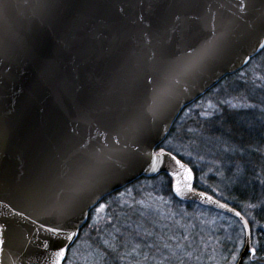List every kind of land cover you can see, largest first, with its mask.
<instances>
[{
  "label": "water",
  "instance_id": "95a60500",
  "mask_svg": "<svg viewBox=\"0 0 264 264\" xmlns=\"http://www.w3.org/2000/svg\"><path fill=\"white\" fill-rule=\"evenodd\" d=\"M243 3L241 9V0H0L5 264L8 257L15 264H54L52 254L61 246L67 249L64 264L100 202L141 178L162 174L171 178L177 200L212 208L241 223L235 215L239 210L196 189L194 169L159 146L187 106L264 49V0ZM213 23L223 33L216 57L172 87L159 110L150 113L154 90L169 84L164 62L178 61L189 46H198ZM134 113L141 117L136 124L130 119ZM161 150L165 165L154 171L150 154ZM97 162H103L99 175L74 195L65 214H51L69 195L65 190L74 186L69 178L86 179ZM36 179L43 195L34 202L21 195L18 185ZM21 210L37 223L10 214ZM40 225L44 228L36 231ZM55 226L64 228L59 237L45 231ZM73 232L71 240L64 238ZM250 247L252 231L251 237L245 234L236 264L253 257Z\"/></svg>",
  "mask_w": 264,
  "mask_h": 264
},
{
  "label": "rangeland",
  "instance_id": "374dc122",
  "mask_svg": "<svg viewBox=\"0 0 264 264\" xmlns=\"http://www.w3.org/2000/svg\"><path fill=\"white\" fill-rule=\"evenodd\" d=\"M247 104L264 105V49L245 68L187 106L163 142L166 150L188 161L198 173V183L215 194L225 196L219 184L232 180L225 177L227 173L233 172L240 183L235 152L245 154L221 138V127L234 122V117L245 132L264 137V107H233ZM227 163L234 166L232 170ZM120 191L92 210L64 264L236 263L245 233L242 224L227 214L177 200L157 178ZM247 214L257 254L244 264H264V225L255 213L247 210ZM221 228L226 231L224 239L214 234Z\"/></svg>",
  "mask_w": 264,
  "mask_h": 264
},
{
  "label": "snow or ice",
  "instance_id": "6c2138e0",
  "mask_svg": "<svg viewBox=\"0 0 264 264\" xmlns=\"http://www.w3.org/2000/svg\"><path fill=\"white\" fill-rule=\"evenodd\" d=\"M6 7V5L4 6ZM241 9L245 7L243 0H241L240 4ZM120 11H123V9H120ZM180 17L177 16L176 20H179ZM222 37L223 33L218 32L215 24L213 23L209 28L208 36H206L198 46L191 47L189 46L188 49H186L183 53V57L178 61H167L164 62L167 64V72L169 80V84L167 87L160 89L158 92L154 90V96L152 99L151 106L148 108V111L152 114H155L163 101V98L170 92V89L176 85H180L182 80L185 77L193 76L197 74L200 70H202L203 67L206 66L208 62H210L212 59L216 57L218 54L221 44H222ZM264 47V45H261ZM227 103V101H225ZM233 107H248V108H256V107H264V105H257V104H247V105H233ZM131 122L133 124H136L140 119L139 114H132L130 117ZM165 153L163 150H161L158 153H152L150 154V165L154 171H158V166L165 165V160L163 159ZM169 157L172 158V160L178 164L181 168H185L186 166L182 164L179 160H177L175 157L171 156V153H167ZM103 162H97L96 165L93 166L89 170V175L86 179L81 178H75L70 177L69 178V184L74 185L67 188L65 191L69 193L68 196H66L64 199L59 200L55 207L52 209L51 214L55 215H64L66 210L70 207L72 203V199L75 194L79 193L80 191L85 190V188L88 186V184L91 182L92 179L95 178V176L99 175L101 168H102ZM189 179L192 178V169H187ZM189 187H191L189 185ZM18 190L24 197L32 200L37 201L40 199L43 195V189L38 179L30 182V183H20L18 185ZM177 192H180V189L177 188ZM201 196H204L207 199H212L211 197L207 196L206 193H200ZM3 202L0 201V204ZM213 203H218V201H213ZM5 207H8V205H4ZM223 208H227V204L220 205ZM104 207L103 205L101 206ZM249 208H257L261 207L264 208V200L260 201L259 204H249L247 205ZM229 211L235 212V209H229ZM11 215L18 216L21 220L30 221L33 224H36L37 221L33 220L31 216H26L25 212L23 210L21 211H15L10 213ZM235 215L237 217H240L242 227L241 232L245 233L249 237H251V229L248 227V220L244 219L243 216H241L240 212H235ZM253 219H255L253 217ZM44 228V225H40L39 228L36 229V231H40V229ZM45 231L52 234L53 237H59L64 232V228L62 226H55L45 229ZM8 232V225L6 224H0V264H5L4 257L7 255L5 253V235ZM76 233H67L65 235V239L71 240ZM24 239L27 241V244L30 245L32 243L31 240L27 239V236L24 237ZM243 243V242H242ZM27 247V245H26ZM43 247L45 249H48L50 245L48 243H43ZM249 251L251 252L252 256L255 257L256 254V247H250ZM67 252V249L63 246L59 247L57 251H54L52 254V259L54 264H62V261L65 259V254ZM22 255L24 253H21ZM9 264H15V261L11 260V257H8Z\"/></svg>",
  "mask_w": 264,
  "mask_h": 264
},
{
  "label": "trees",
  "instance_id": "16d2710c",
  "mask_svg": "<svg viewBox=\"0 0 264 264\" xmlns=\"http://www.w3.org/2000/svg\"><path fill=\"white\" fill-rule=\"evenodd\" d=\"M233 121L235 122V125H234V122H231V123L227 122L226 123L227 125L221 127L220 136L226 141V143H229L230 145L234 144L238 150L244 149L245 154H238L239 152L236 150L235 152L237 153L236 158L233 156L239 162L238 169L241 173H237L236 176L237 175L240 176V183H237L235 181V175H233V172H232V173H227V175L225 176V177L230 176L232 178L231 181L228 180L230 182L219 184L220 190L222 191L223 194L225 193V196L221 194L220 195L215 194L213 189L200 185L197 180L198 173L196 169H194V167L188 161L184 160L179 155L178 157H180L183 161L188 163L194 169L195 175H196L195 188L198 190L205 191L215 196L219 200L239 210L243 214V216L248 220L250 227H251V231H252L253 225H252L249 215L247 214V210H248V213L249 212L255 213L257 220L260 222V225H264V208L257 207V208H250L249 210V207H247V205L249 204H259L260 201L264 200V148H263L264 137H260L258 132H256L255 135L253 132L251 133L247 131L245 132L244 128H242V126L239 124L237 120L235 121L234 117H233ZM173 128L174 126L172 127L170 134L172 133ZM161 148L165 149L163 146V143L159 146V149ZM226 165H227V169H228V166H229V169L231 170L234 167L232 164L227 163ZM158 177L141 178L137 180L136 182L132 183L131 185L127 186L126 188H129L130 186H134L136 184H141L143 182H152L156 180L157 178L159 180H163L166 187H168L169 191H171V178L166 174H162ZM121 192L123 191H118L114 194H119ZM229 218H231L234 223L239 224V225L241 224L239 220H237L236 218L231 217V216H229ZM259 230H261V228ZM214 234L216 236L217 235L220 236L221 239H224L226 237V231H224V229L222 228L220 230L219 229L215 230ZM130 239L131 237L127 238L125 242L127 240L130 241ZM240 252H239V255H240ZM239 255H238V258H239ZM246 259L244 260V262L246 261Z\"/></svg>",
  "mask_w": 264,
  "mask_h": 264
},
{
  "label": "flooded vegetation",
  "instance_id": "af4514ba",
  "mask_svg": "<svg viewBox=\"0 0 264 264\" xmlns=\"http://www.w3.org/2000/svg\"><path fill=\"white\" fill-rule=\"evenodd\" d=\"M251 60H252V59H251ZM251 60H250V61H251ZM248 64H249V63H248ZM244 68H245V67H244ZM256 254H257V251H256ZM246 258H247V257H246ZM250 258L253 259L254 257H250Z\"/></svg>",
  "mask_w": 264,
  "mask_h": 264
}]
</instances>
